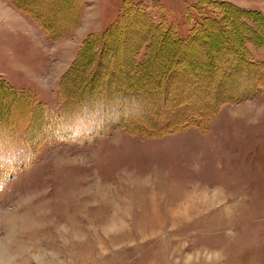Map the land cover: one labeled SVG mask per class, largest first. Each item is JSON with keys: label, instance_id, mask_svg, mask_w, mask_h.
<instances>
[{"label": "rangeland", "instance_id": "374dc122", "mask_svg": "<svg viewBox=\"0 0 264 264\" xmlns=\"http://www.w3.org/2000/svg\"><path fill=\"white\" fill-rule=\"evenodd\" d=\"M16 1L40 25L0 0V80L54 112L59 81L80 47L114 24L124 5L142 13H128L107 42L106 61L115 54L121 82L145 60L152 30L142 14L156 24L163 19L180 37L188 30L187 8L200 19L192 0ZM215 1L228 25L225 35L208 27L187 47L155 36L146 64L131 78L144 88V103L133 106L131 117H148L149 102L182 101L186 93L179 85L148 87L169 67L188 78L201 69L215 73L244 52L259 73L229 76L215 110L208 94H199L194 107L205 112L202 121L182 127L176 121L191 109L179 110L170 121L153 123L155 137L113 128L82 144L47 138L52 118L39 113L32 120L22 101L0 93V146L9 139L7 127L14 139L39 144L28 167L0 173V264H264V0ZM136 44L142 51L133 50Z\"/></svg>", "mask_w": 264, "mask_h": 264}, {"label": "trees", "instance_id": "16d2710c", "mask_svg": "<svg viewBox=\"0 0 264 264\" xmlns=\"http://www.w3.org/2000/svg\"><path fill=\"white\" fill-rule=\"evenodd\" d=\"M9 1L19 10H21L22 13H24L29 18L33 19L38 25H40L38 18L36 19L34 15L31 14V11L29 9L25 7L23 8L19 3H17L16 0ZM192 2V8L198 13L200 19L194 20L193 14L192 12H190V9L187 8L185 10L188 30L187 34L183 37H180L178 35L175 27H173L172 25L167 26L164 23L163 19H160V23L156 24L152 21L150 15H141V17L145 19L147 26L152 30L151 35L147 37L146 40H144L145 42L149 41V44L145 46V60L143 59L139 64L134 65V67L136 68L131 69L130 73L127 74L125 72L126 76H124L125 80L123 82H121L118 77L120 74V70L116 67L115 54L111 56L109 55L107 61L105 57L108 56L106 54V49L108 50L107 42H109L110 35L115 31V29L119 28L120 23H122L123 19L128 15V13H133L136 11L142 13V11L138 8L139 6H129L131 4H126L128 6L124 5L122 15H120V18L117 19L114 24L104 29L101 33L90 34L86 38V40L80 47V50L72 67H70L62 75L59 81L57 95L60 101V107L57 112L51 111L42 104L35 102L28 92L17 91L9 84L1 80L0 93L1 95L8 97L11 103L12 101H15L16 103L22 101L26 112H29L30 119L32 120H34L36 118V115L39 113L48 115L50 118H52V121L54 123L52 129L53 135H48L49 137L46 136L47 138L51 137L56 138L57 140L64 139V141L77 142L82 144L89 143L90 141L101 137V135H105L109 132V130H112L113 128H122L123 130L131 134L134 133L136 135L141 134L142 136L148 135L150 137H155L157 134L156 130L153 128V123H155V121L158 119L160 120L159 123L170 121V118H173L176 114L175 112H179V110L185 111L187 109H191L189 115L186 118L182 120L177 119L176 124H179L182 127L193 124L196 119L202 121L203 119H205V115L203 114L205 112L194 107L199 103V94H208L207 97H210V100L213 102L212 108L215 110L218 104L224 103L218 102V100L221 95L220 91L223 90L224 92L225 90L224 82L227 78H229V76H231L234 72H240L241 74H249L252 71L256 72V68L254 66L255 64L244 55V52L243 54L238 53L234 56L232 55L230 57V61H228L229 63L226 65L227 67H225L224 65L222 66L223 68H219H222L221 70L217 69L215 73L209 72L211 71V69H207L208 71L201 69L196 73V76H189L188 78V76L184 75L185 72L181 70L172 71L169 67V70L166 73V77L163 76V80H161V78H158L151 84L147 85L148 87L150 86L154 88L161 85L165 86V88H170L172 84L175 86L179 85L182 88H186V93L183 91L184 96L181 97L183 99L182 101L180 100V98H175L176 101L180 103V105L178 104L173 108L171 102L175 99L165 98L166 100L163 99L161 103L155 102L153 105L152 103L150 105V102L148 103V105L150 106V108L147 107L148 111H150V115H148V117H131L132 113L134 112L133 106L137 105L138 102L144 103V88L131 79L132 73L136 72V70H138V68H140V66H142L143 64H146L148 49L149 47L154 46L153 43L155 40H157V36L160 37L159 42L170 39L173 44L181 47H187L191 44L196 36L199 37L200 35H205L208 27L216 30L220 35H225L226 31H228V25L226 22H224V13L221 12L219 6H217V4L220 5V3L215 0H192ZM80 9L81 3L79 12L77 13L75 11L77 13V16L76 14H74L77 21L80 15ZM77 21L75 22V24L77 23ZM43 30L49 35L50 38H57V35L53 30L47 29V27L44 28V26ZM152 38H154V41ZM94 40L96 41L97 45H94ZM92 44L94 45V47L91 46ZM140 44H136L134 46L133 50H136V53L141 50L138 47ZM88 46L92 47L93 50L89 52ZM242 48V46H238L240 52L243 51ZM85 52H89V56H91L83 61V66L79 72V75H75L74 67L77 66L82 60ZM76 76H80L78 80L79 83H76ZM128 76L130 78H128ZM199 76H202V78L207 80V82H205V85L201 81H199ZM71 77L73 79L71 89L68 87L69 92L66 94L62 90V87L65 82L67 83L68 79ZM207 77H209V79ZM78 85H80V87ZM97 85H99L98 88ZM74 87L79 88V90L75 93L73 92ZM253 87L255 88L256 85L254 84ZM247 98L248 96H245L243 98L234 97L232 100H229V102H236ZM80 104H82L81 111H83L81 115L79 113L77 114L78 106ZM151 108L153 110H151ZM152 111L154 113H152ZM207 111L211 112V110ZM82 117L83 119L85 118V120H82ZM79 118L81 120H79L78 123L77 121ZM8 125L10 126V124ZM29 125H31V121L29 122ZM66 128L69 130V133L63 134L62 130ZM166 128L167 127H165L164 130H166ZM3 132H5L6 137H8L10 140L6 139L5 144L3 143V145L0 146V173L4 176H7L18 168L28 167L33 160V156L39 144L37 143L34 145L32 143L29 146L27 138H25V142L23 140L20 141L18 139H14L16 137L12 135L9 127H7L6 131L4 128ZM26 142L28 144H26Z\"/></svg>", "mask_w": 264, "mask_h": 264}]
</instances>
